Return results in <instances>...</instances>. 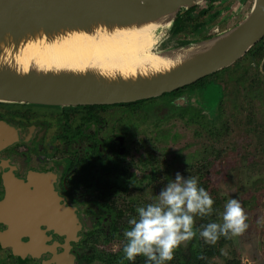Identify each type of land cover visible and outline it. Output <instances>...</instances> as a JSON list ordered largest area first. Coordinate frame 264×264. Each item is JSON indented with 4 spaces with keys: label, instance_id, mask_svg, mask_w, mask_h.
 <instances>
[{
    "label": "flooded vegetation",
    "instance_id": "af4514ba",
    "mask_svg": "<svg viewBox=\"0 0 264 264\" xmlns=\"http://www.w3.org/2000/svg\"><path fill=\"white\" fill-rule=\"evenodd\" d=\"M202 10L207 11L204 25L222 13L214 5L189 11L198 16ZM256 63L258 76H264V56ZM244 66L240 83L249 93L252 77ZM196 90L157 103L170 119L144 115L156 106L147 100L137 106L64 109L0 103V233L11 236V246L9 239L5 246L0 243V264H145L142 255L131 262L123 258L128 220L137 217V208L156 203L177 172L185 177L193 166L201 172L207 165L203 155L187 164L180 149L171 147L174 136L160 126L175 116L188 121L177 110L186 107L201 115L204 126L198 134L195 128V137L206 141V125L215 117L202 105H190ZM181 97L185 101L176 104ZM225 97L226 91L224 102ZM192 238L173 256L188 254Z\"/></svg>",
    "mask_w": 264,
    "mask_h": 264
},
{
    "label": "water",
    "instance_id": "95a60500",
    "mask_svg": "<svg viewBox=\"0 0 264 264\" xmlns=\"http://www.w3.org/2000/svg\"><path fill=\"white\" fill-rule=\"evenodd\" d=\"M203 2L224 0H0V103L64 109L155 99L231 67L264 38V0H250L237 24L168 45L175 21ZM149 33L151 56L126 58L128 39ZM4 236L1 245L11 246Z\"/></svg>",
    "mask_w": 264,
    "mask_h": 264
},
{
    "label": "rangeland",
    "instance_id": "374dc122",
    "mask_svg": "<svg viewBox=\"0 0 264 264\" xmlns=\"http://www.w3.org/2000/svg\"><path fill=\"white\" fill-rule=\"evenodd\" d=\"M249 3L250 0L230 2L224 0L223 4L216 6V9L222 11L221 15L213 21H208L202 29L196 32V35L198 37L207 36L206 27L210 30L217 25L220 29H224L237 24L248 10ZM231 4L240 5V9L230 8ZM207 5L209 4L203 2L197 6V9ZM192 34L194 33L168 38V45L178 38L191 37ZM245 63L248 65L250 77L256 83L250 87L249 93L243 88V80L241 84L234 85L233 81L230 82L223 76L227 82L225 102L224 84L216 81L215 77H209L205 86L191 95L190 105H202L208 112V116L209 113L213 115L218 105L223 103L220 118L215 116L214 119L208 121V124H211L210 127H215L219 131V138L216 137L213 140L206 134V141L196 139L197 125L188 124L186 119L181 120L176 116L173 118L174 123L172 120L166 121L160 126L162 127L161 132L166 134L169 132L170 137L174 136L173 142H170L171 147L174 146L175 150L180 149L179 153L181 152L180 155L187 164L200 160L202 155L206 156L208 161L213 158L209 156L211 151L215 149L219 152V158L215 160L207 177L218 190V195L224 198L222 211L228 199L233 197L238 199L246 214L248 225L243 233L231 237L233 244L231 249L235 251L241 264H264V79L258 76L257 66L259 65L255 60L251 61V64L243 61L240 66H244ZM240 71H242L241 68H238L235 73ZM164 98L166 97L155 98L153 103L155 102L156 106L144 115L170 119L163 105H157L165 101L162 100ZM187 99L189 100V95ZM184 101L185 97H181L174 102L180 105ZM147 126L150 127L147 124L145 129L148 128ZM214 262V264H223L219 259H215Z\"/></svg>",
    "mask_w": 264,
    "mask_h": 264
},
{
    "label": "clouds",
    "instance_id": "9594fccd",
    "mask_svg": "<svg viewBox=\"0 0 264 264\" xmlns=\"http://www.w3.org/2000/svg\"><path fill=\"white\" fill-rule=\"evenodd\" d=\"M156 203L136 209L137 217L130 218L131 226L123 232V258L131 262L136 256L145 257V264H167L174 249L194 235V216L213 212V199L205 188L198 186L192 176L179 172L161 189ZM220 222L211 221L199 229L206 244H215L221 237L238 236L248 227L246 214L236 198H230L218 214Z\"/></svg>",
    "mask_w": 264,
    "mask_h": 264
},
{
    "label": "trees",
    "instance_id": "16d2710c",
    "mask_svg": "<svg viewBox=\"0 0 264 264\" xmlns=\"http://www.w3.org/2000/svg\"><path fill=\"white\" fill-rule=\"evenodd\" d=\"M207 13L206 10H202L201 12L198 13V16H193L191 11H187L184 13L181 17H179L170 32V38H177L179 35H184L186 33H196L200 29H202L205 25L203 24L204 21V16ZM264 56V38L257 44L255 45L247 54L238 62H236L234 65L231 67H228L226 69H223L211 76L202 78L195 82L192 85L186 86L184 88L178 89L176 91H173L169 94L162 95L164 97H179L181 96L185 91L189 89H201L205 84L208 82L209 77H215L217 78L216 81L224 84V91L227 88V82L225 81V76L228 81H233L234 85L239 84L242 81V77H244V69L246 68L245 66H240L241 61L246 60V62H250L255 60L258 61ZM241 68L242 71H240L238 74H236V77H232L235 75V71L237 72V69ZM264 79V76H262ZM241 84V83H240ZM256 83L255 81H250L249 86H254ZM235 88V87H234ZM244 88V87H243ZM155 99L147 100V102L154 101ZM145 101H140L132 104H128V106H137L141 103H144ZM223 103H220L217 107V110L211 115L209 113V117H218L220 118L221 112H223ZM186 107H178L177 110H181V112L178 114L181 118L187 117L188 121L192 122L193 124L197 125V130L196 133H200L201 131V126H204L203 120L201 119V115L199 114L198 111L193 112V113H188L185 109ZM187 112V113H186ZM211 124H207V134L209 135L210 139L215 140L216 137L219 135V131H217V128L215 127H210ZM205 128V127H204ZM203 129V128H202ZM219 138V137H218ZM217 138V140H218ZM209 156H213V158L207 161L206 167L202 168V171L200 172V168L198 169L197 166H193V169L189 170L188 172L184 171V175L187 178L188 176L195 177L198 182V186L205 188V190L209 193L211 198L213 199V212L211 215L208 216H194L193 220V229L195 231V235L192 238V242L189 247V252L188 254L184 253H179V252H174V255L172 257V260L167 262L168 264H214L215 259H219L223 262V264H241L240 259L237 258V255L235 251H233L232 248V239L228 238L225 239L223 237L219 238L215 244H206L199 236V229L207 224L208 222L211 221H216L220 222L219 219V213L222 212V206H223V201L224 198L220 197L218 195V190L214 187V185L210 182L209 177H207L211 171V168L214 166V162L216 159L219 158V152L214 151L210 152ZM197 168V169H196ZM207 177V179L205 178ZM227 251H226V250ZM225 251V252H224ZM180 255H179V254ZM140 260H143L144 258L142 256L139 257Z\"/></svg>",
    "mask_w": 264,
    "mask_h": 264
},
{
    "label": "bare ground",
    "instance_id": "6f19581e",
    "mask_svg": "<svg viewBox=\"0 0 264 264\" xmlns=\"http://www.w3.org/2000/svg\"><path fill=\"white\" fill-rule=\"evenodd\" d=\"M154 42L155 37L152 33L129 38L125 47L126 49L124 48L126 58L138 60L150 57V49ZM120 50H123V47H120Z\"/></svg>",
    "mask_w": 264,
    "mask_h": 264
},
{
    "label": "built area",
    "instance_id": "2783aa9c",
    "mask_svg": "<svg viewBox=\"0 0 264 264\" xmlns=\"http://www.w3.org/2000/svg\"><path fill=\"white\" fill-rule=\"evenodd\" d=\"M213 32H218V29H217V28H215V29L213 30Z\"/></svg>",
    "mask_w": 264,
    "mask_h": 264
}]
</instances>
